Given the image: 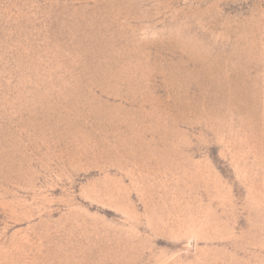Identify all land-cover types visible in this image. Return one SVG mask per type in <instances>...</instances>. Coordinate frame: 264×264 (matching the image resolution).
Wrapping results in <instances>:
<instances>
[{"label":"rangeland","instance_id":"obj_1","mask_svg":"<svg viewBox=\"0 0 264 264\" xmlns=\"http://www.w3.org/2000/svg\"><path fill=\"white\" fill-rule=\"evenodd\" d=\"M0 264H264V0H0Z\"/></svg>","mask_w":264,"mask_h":264}]
</instances>
